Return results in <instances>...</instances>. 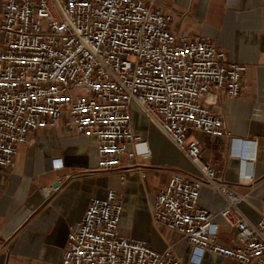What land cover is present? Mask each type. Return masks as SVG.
<instances>
[{
  "label": "built area",
  "instance_id": "obj_1",
  "mask_svg": "<svg viewBox=\"0 0 264 264\" xmlns=\"http://www.w3.org/2000/svg\"><path fill=\"white\" fill-rule=\"evenodd\" d=\"M0 5V169L15 166L29 133L63 118L67 128L95 137V172L120 169L121 182L130 170L145 176L147 163L138 157H151L152 149L134 129L137 106L196 168L172 173L157 195L154 223L180 232L195 262L212 252L264 264V217L253 222L246 216V195L204 158L202 141L189 137L193 131L227 136L232 151L245 154L247 143L224 131L222 115L207 104L224 91L232 99L243 94L245 65L230 62L208 38L174 30V17L151 0ZM206 185L226 200L218 213L198 203ZM123 210L124 196L114 188L91 198L68 233L62 264H185L171 248L160 252L121 235ZM221 222L232 230L230 244L218 241Z\"/></svg>",
  "mask_w": 264,
  "mask_h": 264
},
{
  "label": "crops",
  "instance_id": "obj_2",
  "mask_svg": "<svg viewBox=\"0 0 264 264\" xmlns=\"http://www.w3.org/2000/svg\"><path fill=\"white\" fill-rule=\"evenodd\" d=\"M151 1L174 17V30L210 39L230 62L247 67L240 97L229 98L224 91L207 103L222 115L224 131L247 143L245 154L233 152L227 136L193 131L189 137L202 141L204 158L236 191L246 195L241 208L257 222L264 217V0ZM1 11L0 5V16ZM144 118L142 125L133 122V126L151 147L152 156L138 157L147 163L145 176L130 170L124 182L120 169L95 172V137L67 128L63 118L54 127L28 134L27 142L18 146L15 166L0 169V264H62L68 233L79 225L91 198L104 196L110 188L124 196L121 235L145 240L160 252L171 248L185 264H242L212 252L195 262L191 260L193 246L180 232L154 223L157 195L172 173L196 168ZM133 148L130 143L128 149ZM55 182L59 188L46 195L41 188ZM198 203L218 213L226 200L206 185ZM231 235L230 227L221 222L218 241L230 244Z\"/></svg>",
  "mask_w": 264,
  "mask_h": 264
},
{
  "label": "rangeland",
  "instance_id": "obj_3",
  "mask_svg": "<svg viewBox=\"0 0 264 264\" xmlns=\"http://www.w3.org/2000/svg\"><path fill=\"white\" fill-rule=\"evenodd\" d=\"M133 119H134V122H136L139 125H142L145 122L144 114L137 106L133 107ZM129 146H130V143H128V148Z\"/></svg>",
  "mask_w": 264,
  "mask_h": 264
},
{
  "label": "bare ground",
  "instance_id": "obj_4",
  "mask_svg": "<svg viewBox=\"0 0 264 264\" xmlns=\"http://www.w3.org/2000/svg\"><path fill=\"white\" fill-rule=\"evenodd\" d=\"M44 188H46V187H44ZM44 191H45L46 195H49L53 191V189L47 188V189H44Z\"/></svg>",
  "mask_w": 264,
  "mask_h": 264
},
{
  "label": "water",
  "instance_id": "obj_5",
  "mask_svg": "<svg viewBox=\"0 0 264 264\" xmlns=\"http://www.w3.org/2000/svg\"><path fill=\"white\" fill-rule=\"evenodd\" d=\"M53 186L58 187V186H59V182H55V183L53 184Z\"/></svg>",
  "mask_w": 264,
  "mask_h": 264
}]
</instances>
